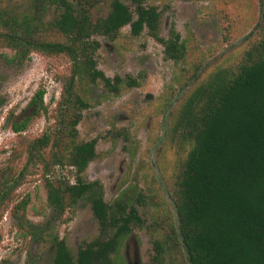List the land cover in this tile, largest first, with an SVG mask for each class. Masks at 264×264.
I'll use <instances>...</instances> for the list:
<instances>
[{
	"label": "trees",
	"instance_id": "obj_1",
	"mask_svg": "<svg viewBox=\"0 0 264 264\" xmlns=\"http://www.w3.org/2000/svg\"><path fill=\"white\" fill-rule=\"evenodd\" d=\"M260 3V38L236 66L219 67L195 86L170 127L171 139L189 149L169 190L177 228L170 215L151 226L160 234L151 240L157 264H166L165 259L167 264H264V0ZM103 4L106 14L96 15ZM52 6L57 12L46 20ZM160 16L145 0H32L25 12L0 5V47L13 52L12 61L22 63L37 52L64 55L70 63L61 77L53 124L33 138H20L0 169V216L38 165L52 220L81 201L89 203L97 234L75 250L47 226L51 264H124L116 258L119 248L131 225L143 222L132 200L119 196L107 202L102 183L83 176L96 155V139L77 140L89 105L77 86L100 81L116 94L122 83L138 85L131 75L108 77L97 67L98 36L115 40L125 25L132 36L145 32L158 41L166 59L182 60L186 46L174 28L161 35ZM44 94L39 87L24 107L8 111L5 123L11 131L21 135L46 113ZM22 152L24 164L16 167ZM57 166L70 167L73 180L56 175ZM26 203L14 204L12 215L22 213ZM33 226L27 233L38 241L46 227Z\"/></svg>",
	"mask_w": 264,
	"mask_h": 264
},
{
	"label": "rangeland",
	"instance_id": "obj_2",
	"mask_svg": "<svg viewBox=\"0 0 264 264\" xmlns=\"http://www.w3.org/2000/svg\"><path fill=\"white\" fill-rule=\"evenodd\" d=\"M31 1L0 0V5L25 12ZM124 1L130 4V0ZM145 3L161 12V35L167 36L171 28L178 31L186 46L184 58L178 62L166 59L158 41L145 32L132 36L129 25H125L115 40L98 36L102 43L96 52L97 67L108 77L131 75L138 85L122 83L116 94L100 81L77 86L89 104L77 126V140L96 139V155L83 176L102 183L107 202L119 196L132 200L143 220L142 224L131 225L119 248L116 258L124 264H157L152 259L151 240L160 234L151 226L164 215L177 221L169 190L189 146L172 140L169 131L182 102L214 70L236 66L243 52L260 38V0ZM107 10V4H103L94 13L105 15ZM56 12L52 6L45 19ZM12 55L11 50L0 47V169L8 164L12 150L19 148L20 138H33L53 124L61 77L68 73L70 64L64 55L32 52L22 63L12 61ZM39 87L45 90L46 113L17 135L6 125L5 116L9 110L17 112L24 107ZM24 161L22 152L14 165L21 167ZM54 172L73 180L70 167L57 166ZM23 199L27 200L25 209L14 217L11 207ZM1 214L0 264H51L48 227L73 250L97 234V223L86 201L66 208L52 220L41 165L26 175ZM33 225L46 227L38 241L27 233Z\"/></svg>",
	"mask_w": 264,
	"mask_h": 264
},
{
	"label": "water",
	"instance_id": "obj_3",
	"mask_svg": "<svg viewBox=\"0 0 264 264\" xmlns=\"http://www.w3.org/2000/svg\"><path fill=\"white\" fill-rule=\"evenodd\" d=\"M176 213V212H175ZM175 226H176V228H177V221H175Z\"/></svg>",
	"mask_w": 264,
	"mask_h": 264
}]
</instances>
